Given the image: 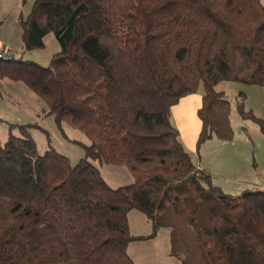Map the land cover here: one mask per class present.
<instances>
[{
	"label": "trees",
	"instance_id": "16d2710c",
	"mask_svg": "<svg viewBox=\"0 0 264 264\" xmlns=\"http://www.w3.org/2000/svg\"><path fill=\"white\" fill-rule=\"evenodd\" d=\"M20 23L24 50L50 33L61 50L47 66L0 62V79L23 82L91 145L72 166L40 154L26 126L0 140V264H136L128 245L161 228L181 264H264V189L219 187L171 119L203 85L197 151L232 140L231 101L216 87H264L261 0H35ZM244 102L239 113L264 131ZM94 162L127 167L133 183L111 187ZM134 209L150 236L131 233Z\"/></svg>",
	"mask_w": 264,
	"mask_h": 264
},
{
	"label": "rangeland",
	"instance_id": "374dc122",
	"mask_svg": "<svg viewBox=\"0 0 264 264\" xmlns=\"http://www.w3.org/2000/svg\"><path fill=\"white\" fill-rule=\"evenodd\" d=\"M264 3V0H261ZM35 0H0V45L13 52L16 57L49 65L53 56L61 50L53 33L45 39V47L26 51L23 48L21 18L31 13ZM216 89L223 91L231 101L230 121L234 131L232 140L223 141L216 137L202 145L197 151L200 120L194 108L187 106L182 118L172 113V122L180 132V139L194 161L208 166L235 164L238 173L232 182H217L218 186L232 195H239L248 188H264V131L258 122L244 118L238 111L237 98L245 97V109L264 123V87L239 82L224 81ZM203 85L187 97L201 102ZM46 104L23 82L7 76L0 79V140L5 142L11 135H22L21 127L26 126L37 145L38 152L44 154L53 149L67 157L72 166L84 156L85 148L91 145L90 138L81 130L63 122L59 124L53 115L46 113ZM201 159V160H200ZM103 178L113 188L133 183L134 177L125 166H114L94 162ZM230 177V176H229ZM131 233L135 236H150L152 225L147 216L131 210L128 215ZM128 254L136 264H181V260L171 254L169 228H161L152 238L138 240L127 247Z\"/></svg>",
	"mask_w": 264,
	"mask_h": 264
},
{
	"label": "crops",
	"instance_id": "0c3cea01",
	"mask_svg": "<svg viewBox=\"0 0 264 264\" xmlns=\"http://www.w3.org/2000/svg\"><path fill=\"white\" fill-rule=\"evenodd\" d=\"M1 48H4L0 45ZM190 96V95H189ZM188 96L182 98L180 100V102L175 105L172 108V113L175 112L176 118H182L181 114L184 108H186L187 106L194 108V110L197 112V110L200 108L201 106V102L197 101V100H186ZM202 101V99H201ZM198 117V116H197ZM201 129V126H200ZM200 132V131H199ZM198 132V135H199ZM180 133V132H179ZM197 135V136H198ZM209 141V140H208ZM207 142H205L203 145H206ZM211 141V139H210ZM185 146V145H184ZM201 160V159H200ZM198 166L201 169H204L205 171H207L208 173L211 174V176L213 177L215 183L217 184V182L219 181H224V182H232L234 180H232V177L235 176L239 170H237V166L235 164H230L229 166H223V165H207V164H203L202 162H200L199 160L197 161ZM230 176V177H229ZM218 185V184H217ZM264 189V188H262Z\"/></svg>",
	"mask_w": 264,
	"mask_h": 264
},
{
	"label": "built area",
	"instance_id": "2783aa9c",
	"mask_svg": "<svg viewBox=\"0 0 264 264\" xmlns=\"http://www.w3.org/2000/svg\"><path fill=\"white\" fill-rule=\"evenodd\" d=\"M14 56L17 55L13 54V52L7 51L0 47V62H6Z\"/></svg>",
	"mask_w": 264,
	"mask_h": 264
}]
</instances>
